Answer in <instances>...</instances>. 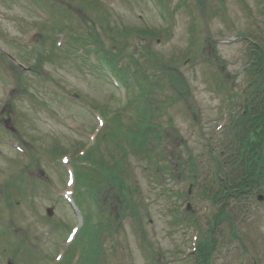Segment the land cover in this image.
I'll return each mask as SVG.
<instances>
[{
	"label": "rangeland",
	"instance_id": "obj_1",
	"mask_svg": "<svg viewBox=\"0 0 264 264\" xmlns=\"http://www.w3.org/2000/svg\"><path fill=\"white\" fill-rule=\"evenodd\" d=\"M39 1L35 0L36 5ZM56 1L60 5L66 2ZM188 1L198 16L197 34L192 32L194 21L181 0H162L164 9L157 0H67L66 3L71 13L64 17V23L69 28L72 25L81 35L87 31L99 37L111 50V43L116 42L119 51L128 55L129 64L123 65L133 69L143 67L145 75H140V79L149 87L155 85L152 95L157 99L158 109L153 121L160 125V131H165L166 138L164 142L153 134L151 155L147 156L143 146L137 148L125 136L121 142L113 141L115 129L106 127L100 148L93 150L92 160L114 164L113 171L125 170L120 171L119 176L125 182L126 200L116 195L114 181L94 174L98 182L93 186L103 207L101 220L106 225L104 236L97 244L101 264H150L151 258L157 264H189L181 260L184 253L188 255V250L194 248L199 229L178 220V208L184 203L185 209L186 201L181 199L184 202L180 203L177 196L179 189L187 194L194 174L199 177L190 197L192 210L198 214L202 225L209 222L207 229L203 225L198 237L202 243L213 241L217 245L213 252L216 260L210 259L208 264H264V199H260L264 196V154H261L264 145L254 147L253 150L258 151L250 172L245 168L243 172L228 173L227 187L225 182L216 187L220 194L225 192L224 199L217 205L201 196L200 185L204 183L199 181L201 178L206 181V174L215 170L221 158L218 149V152L207 153L215 144L212 139L220 135L218 126L223 125L226 118L222 111L216 110L214 93L235 92L240 83L233 78L235 74L240 76L239 81L243 80V64L246 53L250 52L240 34L251 35L254 26L264 34V0ZM19 2L21 0H0V52L5 51L41 69L53 80V85L46 86V81L39 80L38 85L30 81L16 87L4 74L0 75V112L4 110L5 119L11 120L8 127L13 130L10 133L0 124V165L3 168L0 172V264H7L8 258L13 264H56L54 258L63 249L66 233L81 218L78 213L69 211L58 195L50 192L48 182L58 184L53 190L63 187L66 176L61 167L51 168L48 156L43 158L40 154L30 165L31 162L19 155L15 143L21 141L31 150L51 156L56 151L68 152L71 147L72 152L75 146L86 143L81 131L97 127V120L88 108L101 104L109 111L116 110L121 93L100 73L68 62L62 52L52 51L50 41L46 40L47 54L41 60L34 50H26V45L35 43L33 33L37 30V42L42 40L49 32L44 28L53 26L54 20L41 13L37 14L40 20L36 21L35 14L24 10ZM163 14L166 19L172 17V23H166ZM117 27H123L122 33L112 36V29ZM144 28L163 32L154 39L125 34L131 29ZM193 37L200 48L196 53H191ZM56 39L61 49L64 48L65 39ZM21 43L25 44V49H21ZM154 61L159 65L160 61L175 64L173 68L179 71L185 83L180 85L179 91L174 93L167 86L162 91L160 76H153L151 84L145 79L148 71L150 75L157 72V68H150ZM223 68L225 75L221 76ZM217 76L226 81V87H220ZM9 92L12 93L7 100L11 102L7 105ZM64 92L80 96L79 101L73 103ZM189 105L193 108L190 116ZM194 113L196 124L193 123ZM135 118V112L128 110L121 121L125 127L135 129ZM258 132L261 133L255 139L261 144L264 125ZM162 153L167 161L162 159ZM166 164L173 171H165ZM194 168H197L196 173ZM85 202L81 209L84 213L89 210V193ZM221 206L224 214H220ZM92 207L96 216V207ZM48 208L53 209L51 217H47ZM3 212L11 219L5 220ZM186 213L191 216L190 212ZM225 216L230 220L225 221ZM216 218L215 225L212 220ZM13 228L17 230L15 233ZM84 239L88 240L87 234ZM239 239L246 246V252Z\"/></svg>",
	"mask_w": 264,
	"mask_h": 264
},
{
	"label": "trees",
	"instance_id": "obj_2",
	"mask_svg": "<svg viewBox=\"0 0 264 264\" xmlns=\"http://www.w3.org/2000/svg\"><path fill=\"white\" fill-rule=\"evenodd\" d=\"M136 33H139V36L141 35V37H143V38L154 39L155 37H157L156 34H154L153 32L151 33L148 30L141 31V32L137 31ZM260 42H261L260 44L254 45L253 57L255 60L252 61V64H255V65H254V67L251 68V71H250L252 78L255 80V82H253V84H251V90H250V92H253V93L264 92V37H263V39H261ZM160 63H162V64H160L161 66L163 64L166 65L164 63V61H161ZM170 77H171V79L175 80L174 84L177 87H179L178 86L179 84L180 85L185 84L184 79H182L181 76L178 75L177 73H171ZM261 112L262 113H260L258 120H261L264 116V107H263V110ZM236 129H239V128L236 127ZM116 136H117V134H116ZM131 138H133V137H131ZM100 144L93 150H95V151L98 150L100 148ZM135 144L140 145L137 142ZM92 155H93V151L91 152V154H88V155H86V157H84V158H86L85 160L86 161L91 160V164L94 167H97L98 169H100L101 172L106 174V179H108L110 182L114 181L116 191H117V196L120 197L121 200H122V198H123V200H126V197L124 195V194H126L125 193V182L119 176V175H121V172L124 173L125 170H121V169L117 170L116 169L115 171H113L114 169L111 168V166H113L114 164L108 165L107 163L105 164V162L103 160H101V161H96L95 159L92 160V157H91ZM116 163H119V162H116ZM230 168H231L230 169L231 174H232V172H236L234 167H230ZM89 172L94 173L93 170H91ZM91 176H90V179L92 181L93 180L96 181V178H94L93 176L91 178ZM203 192L205 193L204 195L206 198L213 199V201H212L213 203H215V199L220 198V197H217L216 194H211L212 193L211 190L205 191V189H203ZM222 210H223V208H222ZM220 213L222 214V212H220ZM204 251L208 252V251H210V249L207 247V249L205 248Z\"/></svg>",
	"mask_w": 264,
	"mask_h": 264
}]
</instances>
